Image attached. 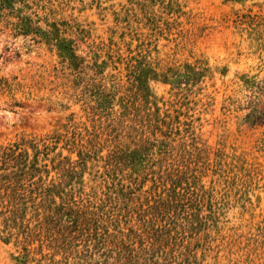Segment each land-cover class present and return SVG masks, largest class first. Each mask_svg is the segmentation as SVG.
<instances>
[{
	"label": "rangeland",
	"instance_id": "obj_1",
	"mask_svg": "<svg viewBox=\"0 0 264 264\" xmlns=\"http://www.w3.org/2000/svg\"><path fill=\"white\" fill-rule=\"evenodd\" d=\"M54 131L98 146L77 189L110 215L182 167L195 224L156 264H264V0H0V145ZM20 231L0 219V264H104L93 235Z\"/></svg>",
	"mask_w": 264,
	"mask_h": 264
},
{
	"label": "trees",
	"instance_id": "obj_2",
	"mask_svg": "<svg viewBox=\"0 0 264 264\" xmlns=\"http://www.w3.org/2000/svg\"><path fill=\"white\" fill-rule=\"evenodd\" d=\"M30 28L19 25L23 34ZM53 42L65 59L76 63L70 41L55 38ZM63 135L54 131L21 136L0 145V219L21 227L22 239L48 237L51 248L62 251L76 237L89 234L94 236L104 264H156V255L165 256L166 248L193 228L197 214L192 202L197 199L183 186L187 181H182V167L167 164L136 202L124 205V190L114 192L111 199L118 202V213L110 215L104 202L98 206L89 200L87 204L77 189L82 182L80 168L98 146L91 139L68 140ZM73 154L76 159L71 158ZM125 154L132 167L146 164V154L139 148ZM108 158L107 170L124 167V148L110 150ZM50 230L54 234L48 236Z\"/></svg>",
	"mask_w": 264,
	"mask_h": 264
}]
</instances>
